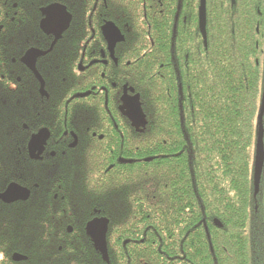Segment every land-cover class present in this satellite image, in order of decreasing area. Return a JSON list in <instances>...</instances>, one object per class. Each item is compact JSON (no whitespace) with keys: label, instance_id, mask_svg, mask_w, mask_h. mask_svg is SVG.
Segmentation results:
<instances>
[{"label":"trees","instance_id":"obj_1","mask_svg":"<svg viewBox=\"0 0 264 264\" xmlns=\"http://www.w3.org/2000/svg\"><path fill=\"white\" fill-rule=\"evenodd\" d=\"M152 4L137 35H127V44L140 45L145 79L141 161L116 166L123 175L108 182V208L102 194L95 203L108 220V262L73 241L79 229L62 225L88 212L57 220L14 210L8 219L0 212L8 225L0 226V264H264V163L257 194L253 187L264 0H206V48L195 28L170 35L166 0ZM195 7L181 6L191 9L186 22Z\"/></svg>","mask_w":264,"mask_h":264},{"label":"flooded vegetation","instance_id":"obj_2","mask_svg":"<svg viewBox=\"0 0 264 264\" xmlns=\"http://www.w3.org/2000/svg\"><path fill=\"white\" fill-rule=\"evenodd\" d=\"M128 1L134 15L126 0H0V212L8 219L14 210L48 211L57 220L88 212L62 225L79 229L73 241H86L100 258L108 220L95 203L102 194L108 208V182L123 175L112 171L141 161L147 129L141 49L127 35H137L134 25L161 2ZM166 2L169 34L195 28L201 37L200 0ZM189 2L196 7L186 22L191 9L181 6Z\"/></svg>","mask_w":264,"mask_h":264},{"label":"water","instance_id":"obj_3","mask_svg":"<svg viewBox=\"0 0 264 264\" xmlns=\"http://www.w3.org/2000/svg\"><path fill=\"white\" fill-rule=\"evenodd\" d=\"M233 2V0H232ZM206 5L205 0H200L199 2V8H198V26L199 31L203 40V45L206 47L207 41H206ZM264 116V74H263V85H262V97H261V106L259 111V118H258V132L256 137V145H255V155H254V164H253V187H254V194H257L258 192V186L260 181V176L263 168L264 163V146H263V127H262V119ZM10 193V192H9ZM215 224L220 227V224L215 221ZM100 223L97 222L94 224L96 227L95 231L99 229ZM105 244V240L102 239L99 243V247H103ZM101 258L103 261L108 262V257L105 251L100 249Z\"/></svg>","mask_w":264,"mask_h":264}]
</instances>
